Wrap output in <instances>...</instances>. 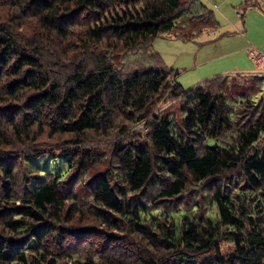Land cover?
<instances>
[{
  "label": "trees",
  "instance_id": "16d2710c",
  "mask_svg": "<svg viewBox=\"0 0 264 264\" xmlns=\"http://www.w3.org/2000/svg\"><path fill=\"white\" fill-rule=\"evenodd\" d=\"M7 3L37 26L22 47L0 25V104L21 106L0 111V149L45 133L69 135L75 145L88 135H129L113 146L115 171L85 185L96 218L129 230L150 252L136 262L73 260L75 253L51 250L49 238L64 243L63 222L81 214L68 176L94 160L71 148L20 156V166L0 162V264H264V76L234 77L232 85L218 77L184 90L178 73L149 53L155 38L172 31L184 42L216 31L213 12L199 0ZM43 41L62 57L71 53L62 83L41 62ZM129 58L138 65L131 71ZM163 97L179 101L178 118L150 117ZM141 122L147 133L130 135L129 125Z\"/></svg>",
  "mask_w": 264,
  "mask_h": 264
},
{
  "label": "rangeland",
  "instance_id": "374dc122",
  "mask_svg": "<svg viewBox=\"0 0 264 264\" xmlns=\"http://www.w3.org/2000/svg\"><path fill=\"white\" fill-rule=\"evenodd\" d=\"M199 1L213 12L215 20L219 24L216 31L206 32L207 34L196 38L194 41L187 42L177 39V33L172 31L167 35L155 38L150 44L149 53L157 54L164 67L178 73L176 78L178 84L184 90H190L208 80L218 77H229V85H232L231 80L234 77L243 76L241 78L246 81L253 75L245 74V72L257 73L264 70V4L257 0L263 11L261 13L253 8L243 12L239 5L245 0ZM4 3L5 0H0V25H5L10 30L20 46L29 47L28 45H31L29 44L31 41L28 42L26 38L31 39L29 34L37 26V23L29 16L22 17L21 13L16 8H13L12 3H7L3 6ZM214 6L218 9H215ZM238 13L244 15L243 21L245 28H247V33L241 19L237 16ZM28 26L31 28L29 29ZM182 27L183 25H178V28ZM43 42L49 47L47 49L42 47L43 56L41 62L46 66V71L54 76V81L59 82L61 80L60 77L68 73L69 67H71L68 60L71 53L69 52L67 56L62 57L57 47L48 44L49 41L48 43L46 41ZM248 43L249 46L247 45ZM56 50L60 53H57ZM254 56L260 57L261 62H256L257 58H254ZM146 61L156 64L152 59L146 58ZM128 62L133 63L132 66L131 63L129 64L130 71L138 66L135 63L136 61L131 58L128 59ZM258 64L261 65L259 66ZM237 74H240V76ZM257 74V76H264L261 73ZM244 81L236 83L244 85ZM19 107H21L20 104L13 102L0 104V111H14ZM178 107L179 101L174 102L169 97H163L151 107L152 113L150 117H158L163 113H168L174 114L178 118ZM245 118L246 115H243L239 121L245 120ZM119 120H117L119 124L123 123ZM129 126L131 127L128 132L130 135L139 133L144 135L147 133L145 122ZM127 136L119 138L117 131H111L108 135L104 133L101 135H88L82 143L75 145L69 135H56L53 138H49L45 133L40 138H37L35 143H27L22 147L13 144L0 149V162L4 164L12 162L17 166L21 165V160L17 159L20 156L26 157L36 152L43 154L56 152L55 155L59 156L60 154L58 153L60 151L71 148H76L80 151L86 150L94 158L84 168L74 166L68 176L73 179L70 189L80 202L81 214L74 211L75 213L71 215L74 218L73 221L71 223L63 222L61 231L64 232L61 233V236L65 239L64 243L56 241L55 237L49 238L52 243L51 250L55 255L60 254L63 256L65 252L75 253L73 260H76L79 255L81 257L109 255L114 259L136 260L138 262L142 256L150 252V247H147L140 238L133 236L129 230L122 228L113 230L108 225H103L96 218L97 210L91 207V202L88 200L90 186L88 184L85 185V182L96 176L108 177L115 171V165L112 164L115 162L112 157L113 146L117 142L122 141L126 144L125 142L127 141L124 139ZM261 142L264 143V138ZM17 170L19 169L17 168ZM79 178L84 183H79ZM68 181L69 178L67 181L65 180L64 184L67 185ZM190 195L189 193L185 196L187 200H189ZM67 205L70 208L73 206L72 203H67ZM116 221H118L117 218ZM231 250V245L227 243L221 245L223 254H228ZM59 260V264H63L64 259Z\"/></svg>",
  "mask_w": 264,
  "mask_h": 264
},
{
  "label": "crops",
  "instance_id": "0c3cea01",
  "mask_svg": "<svg viewBox=\"0 0 264 264\" xmlns=\"http://www.w3.org/2000/svg\"><path fill=\"white\" fill-rule=\"evenodd\" d=\"M246 1H249V0H245L244 2H242L240 5H239V8L241 9V7H242V5H244V3L246 2ZM261 3H263L264 4V0H259ZM251 5L249 6V7H246L244 10H243V12H245L247 9H251V8H253V9H256V10H259L261 13H263V11H262V9L260 8L261 6H260V4L258 3V1L257 0H251ZM214 8L215 9H218L216 6H214ZM237 16H238V18L239 19H241V21H242V24H243V26H244V28H245V24H244V21H243V19H244V15L243 14H240V13H238L237 14ZM244 32V31H243ZM245 32L247 33V28H245ZM231 36V35H230ZM248 46H249V43L247 44ZM262 64V63H261ZM261 64H258L259 66L261 65ZM258 67V66H257ZM256 67V68H257ZM248 70H250V69H248ZM248 70H244V71H248ZM259 70V69H258ZM257 73H261V74H263L264 75V70H261V72H257ZM257 73H246L245 72V74H257ZM241 74H243V73H241Z\"/></svg>",
  "mask_w": 264,
  "mask_h": 264
},
{
  "label": "built area",
  "instance_id": "2783aa9c",
  "mask_svg": "<svg viewBox=\"0 0 264 264\" xmlns=\"http://www.w3.org/2000/svg\"><path fill=\"white\" fill-rule=\"evenodd\" d=\"M251 54H252V53H251ZM254 58H257L256 62H258V63H260V62H261V59H260V57H258V56H254Z\"/></svg>",
  "mask_w": 264,
  "mask_h": 264
}]
</instances>
